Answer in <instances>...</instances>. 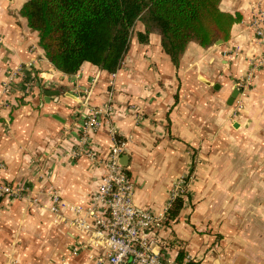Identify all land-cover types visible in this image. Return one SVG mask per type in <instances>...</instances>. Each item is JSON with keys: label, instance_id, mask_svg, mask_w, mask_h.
Returning a JSON list of instances; mask_svg holds the SVG:
<instances>
[{"label": "crops", "instance_id": "obj_1", "mask_svg": "<svg viewBox=\"0 0 264 264\" xmlns=\"http://www.w3.org/2000/svg\"><path fill=\"white\" fill-rule=\"evenodd\" d=\"M25 1L0 0V182L29 187L24 199L0 200V264H97L101 250L46 208L53 189L89 204L103 168L70 151L85 104L107 101L136 206L166 217L179 180L188 191L178 218L156 230L155 248L179 264H264V67L244 95L236 85L264 53L249 1L221 0V10L240 16L228 40L191 41L176 65L157 31L138 39L137 21L114 76L89 62L73 74L55 69L20 14ZM92 141L108 153L107 125ZM237 192L257 200L244 205Z\"/></svg>", "mask_w": 264, "mask_h": 264}, {"label": "trees", "instance_id": "obj_2", "mask_svg": "<svg viewBox=\"0 0 264 264\" xmlns=\"http://www.w3.org/2000/svg\"><path fill=\"white\" fill-rule=\"evenodd\" d=\"M221 0H26L20 14L38 34V44L55 69L77 72L89 62L107 72L121 66L137 21L136 32L146 41L151 31L160 34L162 50L176 65L191 41L206 47L227 41L239 14L221 10ZM188 179V178H187ZM183 196L171 201L165 222L175 221Z\"/></svg>", "mask_w": 264, "mask_h": 264}, {"label": "built area", "instance_id": "obj_3", "mask_svg": "<svg viewBox=\"0 0 264 264\" xmlns=\"http://www.w3.org/2000/svg\"><path fill=\"white\" fill-rule=\"evenodd\" d=\"M248 1L253 11L251 25L255 39L264 47V0ZM252 64L250 71L236 83L241 95L248 91L254 71L264 67V53L259 59L252 61ZM19 72L20 68L13 76ZM111 76H114V72H111ZM10 86V81H6L3 92L9 93ZM84 92L88 95L90 90L85 89ZM86 101L87 96L83 99V105ZM115 113L116 108L111 101L99 106L85 104L84 110L80 112L76 138L70 153L73 157L83 155L103 168L101 179L89 204L67 201L53 189L49 192V204L46 209L57 219L84 233L88 242L101 250L96 258L97 264H179L166 252L155 248L156 230L164 226L166 217L139 209L135 204L133 184L121 163L124 143L111 122ZM105 125L108 127L112 145L108 153L101 156L100 151L92 144V137ZM183 182V179L179 180L172 189L171 201L177 196H183L186 191ZM28 193L29 187L26 185L0 182V200L24 199ZM32 202H35V199ZM182 264H188V261Z\"/></svg>", "mask_w": 264, "mask_h": 264}, {"label": "rangeland", "instance_id": "obj_4", "mask_svg": "<svg viewBox=\"0 0 264 264\" xmlns=\"http://www.w3.org/2000/svg\"><path fill=\"white\" fill-rule=\"evenodd\" d=\"M235 195H237V199H238L239 203H241L240 202V199H242V193L237 192V193H235ZM251 197H254L257 200V193H253V195H252V193L251 194L249 193V198L242 199L243 204L245 205L247 203L248 199H249V201H251ZM239 203H235V206H234L235 210H237L239 213H243V214L247 212L248 215H246V217L249 218V219H251L254 214L251 213L250 208L247 207V209L246 208L242 209L241 207L238 206ZM253 210H252V212H255ZM239 216H240V214H239ZM237 227H238L237 228L238 231L240 232L241 225L239 224ZM253 227H254V225L253 226H250L251 230L253 229Z\"/></svg>", "mask_w": 264, "mask_h": 264}, {"label": "water", "instance_id": "obj_5", "mask_svg": "<svg viewBox=\"0 0 264 264\" xmlns=\"http://www.w3.org/2000/svg\"><path fill=\"white\" fill-rule=\"evenodd\" d=\"M222 42H223L222 40H217V41H215L216 44H221ZM51 92H52L51 90H49V89H47V88H43V93H45L46 95H50ZM54 93L57 94L58 92L55 91ZM121 163H122V162H121Z\"/></svg>", "mask_w": 264, "mask_h": 264}]
</instances>
